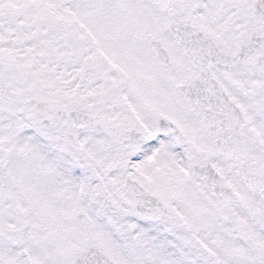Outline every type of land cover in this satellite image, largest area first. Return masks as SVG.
Masks as SVG:
<instances>
[{
  "label": "snow or ice",
  "instance_id": "6c2138e0",
  "mask_svg": "<svg viewBox=\"0 0 264 264\" xmlns=\"http://www.w3.org/2000/svg\"><path fill=\"white\" fill-rule=\"evenodd\" d=\"M0 264H264V0H0Z\"/></svg>",
  "mask_w": 264,
  "mask_h": 264
}]
</instances>
